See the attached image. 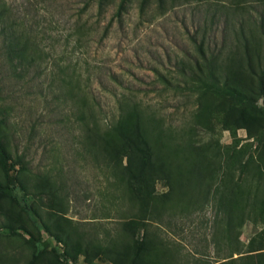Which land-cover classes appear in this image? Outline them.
I'll return each mask as SVG.
<instances>
[{
	"label": "rangeland",
	"instance_id": "374dc122",
	"mask_svg": "<svg viewBox=\"0 0 264 264\" xmlns=\"http://www.w3.org/2000/svg\"><path fill=\"white\" fill-rule=\"evenodd\" d=\"M218 1L264 21V0ZM89 2L0 0V116L13 165L8 178L0 169L9 190L0 194V264H133L137 255L264 264V97L241 75L236 84L254 105L202 97L177 68L188 52L198 56L191 36L223 18L210 16L206 0H128L121 15V0L102 14ZM244 15L262 37L251 48L263 52L262 29ZM134 103L160 174L135 181L150 201L140 208L112 129L121 114L131 122ZM149 238L158 247L142 249Z\"/></svg>",
	"mask_w": 264,
	"mask_h": 264
},
{
	"label": "trees",
	"instance_id": "16d2710c",
	"mask_svg": "<svg viewBox=\"0 0 264 264\" xmlns=\"http://www.w3.org/2000/svg\"><path fill=\"white\" fill-rule=\"evenodd\" d=\"M95 0H90L93 2ZM98 2L99 14L103 13L105 7L110 4V0H96ZM128 0H121L120 5L118 6V13L121 15L124 9V4ZM212 1V2H211ZM89 2V4H90ZM207 8L206 11L210 13V16L215 19L223 18L224 26H219L216 29L214 28L215 21L211 24V31L208 32L207 22L204 26H201L197 31L200 34H193L191 39L196 45V51L198 56L195 54H187V59L184 60L182 57L181 62L177 64V68L180 71V74H183L185 77L192 78V81L184 80V87L186 90H199L201 96H205L206 93L213 92L219 96L226 97L229 101L236 104L243 105H254L256 102L255 97L248 91L241 89L236 80L239 75L244 76L246 81L249 82L248 88L251 90V86H256L262 97H264V51L261 52L258 47L251 48L252 44H260L258 42L262 41V37H259L254 30L251 28H246L247 26V16L245 13H250L249 18L254 20V23H258L259 27L262 29V34L264 36V21L263 17L261 22L258 21L254 15H251V10L248 8L234 7L228 8L225 6L223 1H218L217 3L213 0H206ZM264 5V4H262ZM88 6V5H87ZM258 6H256V9ZM255 9V8H254ZM242 10V11H241ZM236 16L233 17V14ZM264 15V14H262ZM10 29V28H9ZM199 35H201L199 37ZM220 35V42H219ZM214 46L209 48L210 45ZM209 45V46H208ZM18 50V49H17ZM20 56H25V53L18 51ZM244 50V51H243ZM13 50L10 49V53ZM245 59L248 62L247 70L245 64ZM256 59L258 61V68H256L252 61ZM195 62V68L188 67L187 64L189 61ZM201 61V62H200ZM256 80H252L254 78ZM250 78L251 80H248ZM166 85H171L172 87L181 88L182 84H173L170 79L164 78ZM188 96V95H187ZM185 95V98H189ZM134 112L132 113V120L127 125L124 122L123 116L120 115V118L112 124V129L116 134V139H119V142L124 141L125 145V154L124 156L127 159L126 173L128 174L133 186V193H131L130 199L132 203L137 204L138 208L140 205L148 206L150 201L145 200L143 197L135 194L139 191V186L135 187L134 183H139L140 178L144 175H148L152 179L159 178L158 168L153 165L155 164L156 159V149L153 146L152 142L149 139V135L144 128L143 115L140 111V107L137 103V106L134 103ZM261 111V110H258ZM264 111V110H262ZM261 111V112H262ZM234 120L239 122L241 118L235 117ZM244 120V118L242 119ZM5 125L4 117L0 116V169L5 174L6 178L9 177L10 171L13 165L9 164L11 157L8 152V146L6 141L3 139V126ZM242 128H247L249 132V138H255L257 134L252 132L253 130L249 128L248 125L239 126ZM136 181V182H135ZM8 187L0 183V194L8 193ZM138 196V197H137ZM133 216H130L129 225L133 223L137 218H141L142 211L140 213H134ZM152 216V215H150ZM150 219V218H147ZM163 221V220H162ZM47 231L50 230V227L47 224H43ZM21 227H11L13 233L19 232ZM58 241H62V238L59 235H56ZM93 239V236L91 237ZM94 242V240H92ZM89 241V243H92ZM103 240H101L102 242ZM148 241V242H147ZM98 242V246L101 243ZM142 249L145 247H158V242L156 240L142 241ZM159 245H164L163 243ZM140 255H137L133 260V264H156L153 262L145 261L144 263L139 260ZM226 261H223L221 264H224ZM34 261H31L29 264H33ZM198 264H211L205 259H200Z\"/></svg>",
	"mask_w": 264,
	"mask_h": 264
}]
</instances>
